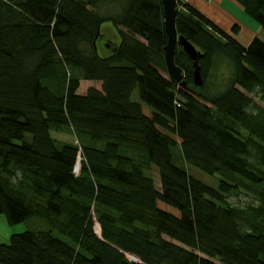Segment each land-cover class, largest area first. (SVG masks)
Segmentation results:
<instances>
[{"label": "trees", "instance_id": "16d2710c", "mask_svg": "<svg viewBox=\"0 0 264 264\" xmlns=\"http://www.w3.org/2000/svg\"><path fill=\"white\" fill-rule=\"evenodd\" d=\"M237 2L264 31V0ZM177 9L201 87L181 46L187 89L162 72L163 0H0V215L30 223L0 264H264V41ZM105 24L119 41L103 43ZM84 81L101 89L80 95ZM66 130L81 144L52 137ZM241 189L245 207L230 202Z\"/></svg>", "mask_w": 264, "mask_h": 264}, {"label": "rangeland", "instance_id": "374dc122", "mask_svg": "<svg viewBox=\"0 0 264 264\" xmlns=\"http://www.w3.org/2000/svg\"><path fill=\"white\" fill-rule=\"evenodd\" d=\"M235 0H219V2L226 3L228 10H231L234 14L238 13L237 12V8L241 6L237 3V1ZM242 9V8H241ZM103 36H104V40L105 42H103L104 44H106L108 41L109 42H114V41H119V37L116 34V32L114 31V29L112 28L111 24H105L102 29H101ZM261 33L256 32L255 36L260 35ZM243 38H245L244 36H242ZM103 40V41H104ZM104 44H100V50L104 51ZM108 46H110L111 44H107ZM106 53V52H105ZM161 70H163L162 65H161ZM218 69L220 70V73L222 75L225 74H230V69H229V65L224 63L222 64L221 67H218ZM163 74L165 76H169V74H167L166 72L162 71ZM170 77V76H169ZM217 83L220 84L221 80L218 79ZM92 88H96V89H101V83L98 82H87L84 81L82 82L81 88L78 91V94L80 95H86L90 89ZM133 100L134 101H139L138 95L137 93L134 94L133 96ZM259 103V102H258ZM259 105L262 106L261 103H259ZM52 137L54 138V140L58 143H67V144H72V145H80L81 141L80 139L74 134L71 133L70 131H53L52 132ZM126 153H128L129 155H136L137 160L140 159V157L133 153V151H126ZM174 163L185 169L186 171L189 172V174H191L193 177L197 178L198 180L204 182L205 184L217 189L219 187V183L221 181V176L219 175H215V176H211L208 175L206 173H204L203 171L191 166L190 164H188L186 162V160L184 159V156L182 154V151L180 148H176L174 150ZM145 173L152 177L155 184L159 187L160 186V178H159V171L156 167H150L149 169H145ZM238 194L233 195L230 198V202L231 204L234 205H239V206H243L245 207L246 205H248L249 203H251L254 198L250 196V194L248 195V192L244 189L239 190V192H237ZM30 224V223H29ZM27 223H22L19 225H9L8 221L5 217V215H0V244L1 243H6L9 241L10 237L14 234H20L25 232L26 230H28V226H30ZM33 227V225H31Z\"/></svg>", "mask_w": 264, "mask_h": 264}, {"label": "water", "instance_id": "95a60500", "mask_svg": "<svg viewBox=\"0 0 264 264\" xmlns=\"http://www.w3.org/2000/svg\"><path fill=\"white\" fill-rule=\"evenodd\" d=\"M164 9V25L168 36V42L165 47V60L168 74L173 82L186 90L188 85L184 79V74L181 68L175 63V53L178 46H181L185 53L193 60L194 66V84L197 87L203 85V78L201 74L200 60L203 54L187 39L178 35L176 21L178 15L177 0H163Z\"/></svg>", "mask_w": 264, "mask_h": 264}, {"label": "crops", "instance_id": "0c3cea01", "mask_svg": "<svg viewBox=\"0 0 264 264\" xmlns=\"http://www.w3.org/2000/svg\"><path fill=\"white\" fill-rule=\"evenodd\" d=\"M189 5L200 11L210 19V21L229 34H232L234 27H237L239 32L237 35H234V37L243 46H248L255 38L264 41V31L262 27L253 21L245 11L241 9L242 7H238V13L234 14L231 10H228L226 3L222 4L219 0H189ZM256 32L261 34L255 36Z\"/></svg>", "mask_w": 264, "mask_h": 264}, {"label": "built area", "instance_id": "2783aa9c", "mask_svg": "<svg viewBox=\"0 0 264 264\" xmlns=\"http://www.w3.org/2000/svg\"><path fill=\"white\" fill-rule=\"evenodd\" d=\"M189 0H179L177 2V4L179 5V7H181L183 4H186Z\"/></svg>", "mask_w": 264, "mask_h": 264}, {"label": "flooded vegetation", "instance_id": "af4514ba", "mask_svg": "<svg viewBox=\"0 0 264 264\" xmlns=\"http://www.w3.org/2000/svg\"><path fill=\"white\" fill-rule=\"evenodd\" d=\"M104 37V36H103Z\"/></svg>", "mask_w": 264, "mask_h": 264}]
</instances>
